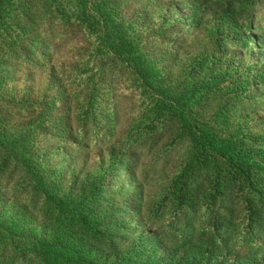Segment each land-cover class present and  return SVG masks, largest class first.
Returning <instances> with one entry per match:
<instances>
[{
  "label": "trees",
  "instance_id": "16d2710c",
  "mask_svg": "<svg viewBox=\"0 0 264 264\" xmlns=\"http://www.w3.org/2000/svg\"><path fill=\"white\" fill-rule=\"evenodd\" d=\"M210 1L239 30L264 2ZM117 5L116 0H0V57L18 55L24 28L37 26L77 29L89 45L82 66L74 73V93H90L76 111L81 139L96 112L97 79L120 70L132 76L136 99L134 117L122 139V162L131 159L133 146L154 137L167 121L179 124L174 142L181 146V166L145 216L146 227L161 233L159 237L140 235L138 247L109 264H211V259L203 262L209 247L217 250L223 244L235 253H246L245 264L259 259L264 242V167L254 158L258 145L250 141L249 127L232 129L236 110L231 103L221 105L212 122L194 114L196 106L229 92L241 77L233 79L226 71L220 80L196 79L219 66L217 59L202 58L179 84L167 82L147 53L148 43L142 41L137 27L122 20ZM40 136L32 126L8 127L0 115V197L2 191L9 193L10 204L28 197L29 205L46 221L39 238L25 239L21 219L2 217L0 210V264H95L99 251L116 254L119 237L127 231L123 225H106L109 214L102 204L108 197L102 182L76 196L63 191L59 177L52 175L40 155ZM229 184L242 188L245 204L234 224L231 217L219 218L217 211ZM158 245L173 251L158 254Z\"/></svg>",
  "mask_w": 264,
  "mask_h": 264
},
{
  "label": "rangeland",
  "instance_id": "374dc122",
  "mask_svg": "<svg viewBox=\"0 0 264 264\" xmlns=\"http://www.w3.org/2000/svg\"><path fill=\"white\" fill-rule=\"evenodd\" d=\"M116 2L122 20L137 27L142 41L148 43L147 53L167 82L179 84L202 58L210 62L217 59L219 66L196 79L220 80L226 71L233 79L241 77L229 92L196 106L194 114L212 122V115L221 105L233 104L236 118L232 129L249 127L250 141L258 145L254 158L264 167V2L251 11L250 22L241 30L233 29L231 19L220 14L210 0ZM248 39L245 50L242 45ZM89 49L77 29L65 30L57 25L24 28L19 54L9 59L0 57V115L12 129H39L40 155L52 175L59 177L63 191L76 196L87 192L95 182H102L108 197L102 204L109 214L106 225H123L127 231L119 237L116 254L99 251L95 264H109L138 247L140 235L159 237V229L146 227L145 216L168 190L181 166V146L177 148L174 142L179 124L167 121L154 137L133 146L131 159L122 162V139L134 117L136 99L132 76L120 70L117 75L97 79L96 112L81 139L76 111L79 103L88 101L90 93H74V73ZM10 198L2 191V217H19L22 237L39 238L46 221L38 209L29 205L28 197L12 204ZM244 205L242 188L229 184L217 210L219 218L226 221L231 217L230 223L238 222ZM196 228L200 230L198 222ZM261 243L262 256L249 264H264ZM155 250L158 254L173 251L164 245ZM208 252L204 263L211 259V264H245L247 258L246 253H235L225 244L217 250L209 247Z\"/></svg>",
  "mask_w": 264,
  "mask_h": 264
}]
</instances>
